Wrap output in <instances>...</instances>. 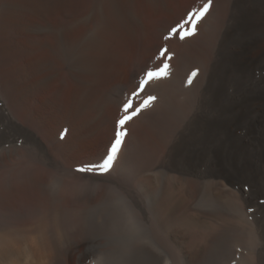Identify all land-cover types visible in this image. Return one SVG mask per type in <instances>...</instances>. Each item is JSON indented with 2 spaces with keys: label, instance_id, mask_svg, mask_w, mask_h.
I'll return each mask as SVG.
<instances>
[{
  "label": "bare ground",
  "instance_id": "1",
  "mask_svg": "<svg viewBox=\"0 0 264 264\" xmlns=\"http://www.w3.org/2000/svg\"><path fill=\"white\" fill-rule=\"evenodd\" d=\"M109 1L110 11L102 0H0V264H257L264 4L238 20L239 0L214 1L201 25L212 54L199 93L188 96L181 80L185 45L177 68L145 86L159 140L139 150L138 140L149 141L140 115L108 174L73 175L104 155L122 93L147 61L169 65L167 23L207 0ZM199 201L216 210L197 211Z\"/></svg>",
  "mask_w": 264,
  "mask_h": 264
},
{
  "label": "rangeland",
  "instance_id": "2",
  "mask_svg": "<svg viewBox=\"0 0 264 264\" xmlns=\"http://www.w3.org/2000/svg\"><path fill=\"white\" fill-rule=\"evenodd\" d=\"M103 1V7H104V9L105 10H107V11H110L111 10V8H113V3L111 2V1H109V0H102ZM214 1H218V0H212V5H211V7L213 6V3H214ZM207 2V1H206ZM263 4H264V0H239V3H238V6L237 7H235V15H236V19H238V20H241V19H244V18H247V16H246V14H247V12L250 10V11H253V12H255V13H257L258 11H260L261 10V8H262V6H263ZM186 6H187V4H186ZM210 7V8H211ZM223 5L221 6V7H219V14L221 15L222 13H223ZM195 9V8H194ZM193 10V7L191 8V9H189V11L188 12H190V11H192ZM187 12V13H188ZM263 12H264V8H263ZM206 15V14H205ZM204 15V16H205ZM187 16V15H186ZM204 16H203V18H204ZM185 17V15L182 17L181 15H179V18H180V20L178 19V21L179 22H176V24H175V22H174V24L175 25H173V24H171V22L169 21V19H166L167 17H162V19H160L161 21H163L164 23H167L168 21V23L167 24H170V30L172 29V28H174V27H176L177 29H178V34H171V35H169L170 36V40H169V42H171V43H173V44H171V45H173L172 46V50H171V52H169V55H168V57L170 56L171 58L169 59L170 60V63H169V65H168V68L167 69H164V71L166 72V75H164L165 77H163L164 79H166V76H168V75H170L169 73H171L173 70H175V68H177L176 67V65H177V61H179V60H177V59H179V57H180V55L183 53V51L185 50V49H187L188 47L186 46L185 47V45H188V46H190L189 47V49H188V52H189V55L188 56H190L191 57V60H190V63H189V67H188V70H187V72L186 73H184L183 75H182V77H181V80H183L184 81V83H183V85H185V93L188 95V96H191V98L193 97H195L198 93H199V83L198 82H196V78H197V76H200L202 73L201 72H203V70L204 69H206L207 68V63H208V60H209V58H210V56H211V47L210 46H208V47H206V45H205V43H204V38H203V40H202V37H201V25H202V22H203V18L202 19H200L197 23H196V27H195V32L192 34V35H189V36H185V38L184 39H180V35H183V32L182 31H180L179 30V26L182 24V23H184V21H185V19H186V17H185V19H183ZM221 17V16H220ZM167 20V21H166ZM216 27L217 26H215V28H214V33H215V30H216ZM191 29L190 28H188V27H186L185 29H184V31H190ZM254 32V34L255 35H258V34H261L262 32H263V29H259V25H258V27H257V29H255V30H253ZM199 34V35H198ZM123 38H124V36H123ZM186 40V41H185ZM195 42V45L194 46H192V43L193 42ZM168 42V41H167ZM80 41H78L77 42V45L79 46L80 45ZM183 44V45H182ZM191 44V45H190ZM195 46H197L198 47V50H197V56H198V61H195L194 62V59H193V57H192V52H193V49H194V47ZM182 49V50H181ZM178 55V56H177ZM136 60V59H135ZM151 60H154L153 58H151V59H149L147 62H148V66L149 67H151L150 69H152V70H158V69H162L163 68V66L165 65L164 63H165V59H164V61L163 60H161V59H159V61H161V62H158L157 61V63H155L154 61H151ZM175 60H177V61H175ZM174 61V62H173ZM136 63H138V62H136ZM136 63L134 62V64H135V66L133 67L134 68V70L136 71V73H140L141 71H140V69H141V66H139V65H137L136 66ZM153 63H155V64H152ZM174 63V64H173ZM176 63V64H175ZM133 64V65H134ZM150 64V65H149ZM62 66H63V68H64V62H62V64H61ZM175 65V66H174ZM173 66V67H172ZM148 67V68H149ZM154 67H156L155 69H153ZM172 68V69H171ZM192 72L193 73H195V74H197V75H193L192 74ZM199 74V75H198ZM138 77L140 78V79H142L143 78V71L140 73V74H138ZM131 78V77H130ZM129 78V79H130ZM163 78H160L161 80H164ZM159 79V80H160ZM157 80V79H156ZM152 81H154V80H152ZM151 81V82H152ZM189 81H191L190 83H189ZM151 82H149L147 85H149ZM145 90H146V93H147V96H146V93H145ZM133 91V90H132ZM132 91H129V90H127V89H125L124 91H123V93H122V97L124 98L126 95L127 96H129V94L132 92ZM148 92H149V94H148ZM141 94V95H140ZM140 94H139V96H137V97H134V99L136 100V102L134 103V105L135 106H139V104L141 105V104H143L144 102H143V100H146V98L148 99V97H150V96H152V93L149 91V88H147V87H145L144 88V91L143 92H140ZM151 94V95H150ZM140 98V99H139ZM140 100V101H139ZM137 104V105H136ZM153 105H149V107L147 108H143L140 112H139V114L138 115H136V116H134L133 118H132V120H130V121H128L127 123H126V125H125V127L127 128V136L130 134V133H132L134 130H135V128L136 127H134V124H136L137 123V120H138V122H139V120H140V118H142V117H146V118H144L146 121H148L147 123L146 122H144L143 124H142V127H144V128H147L148 129V131H147V133H148V136H149V141H146V142H142L141 141V139L140 140H138V143H137V146H139V150L140 151H145V150H149V149H151L152 148V146L155 144V142H157L158 140H159V138L161 137V132H162V130H161V128L158 126H156V127H149L148 126V123H150V124H154L153 122H156V120L154 119V121H152L151 119H148V118H152L151 116H150V114H148L150 111L149 110H151ZM194 108H195V106L193 105H189L188 107H186L185 109H183V114L185 113V112H187V111H193L194 110ZM153 110H154V107H153ZM110 111V110H109ZM120 112V113H119ZM119 115V116H118ZM123 115V111H122V108L117 112V113H114V116L112 117V122L113 123H115V121L116 120H118L119 118H120V116H122ZM142 117H141V116ZM118 116V117H117ZM137 119V120H136ZM134 120V121H133ZM132 124H131V123ZM158 124H160L159 122H158ZM176 127H174V129H175ZM126 136V137H127ZM169 173H171V172H169ZM231 206H233L234 208H235V210L237 209L238 211H240L239 210V206L234 202V203H232V204H230ZM195 208H196V210L197 211H199V212H205V213H207V212H209V211H215L216 210V207L213 205V204H210V203H206V202H203V201H199L197 204H195ZM236 210V211H237ZM237 211V212H238ZM239 214H240V216L242 217V216H244V214H245V212L243 211V213H241V212H238ZM259 243H261V242H259ZM263 243H264V241H263ZM233 264H242L241 262H240V260H235V262L233 263ZM257 264H264V258L261 260V261H258L257 262Z\"/></svg>",
  "mask_w": 264,
  "mask_h": 264
},
{
  "label": "snow or ice",
  "instance_id": "3",
  "mask_svg": "<svg viewBox=\"0 0 264 264\" xmlns=\"http://www.w3.org/2000/svg\"><path fill=\"white\" fill-rule=\"evenodd\" d=\"M211 5L212 0H207V2L203 4V7L199 9H193L192 11L187 13L184 23L179 26V30L183 32V35H180V39H184L185 36L192 35L195 32L196 23L200 19H202L203 16L209 11ZM186 27L190 28L191 30L184 31ZM171 34H178V29L176 27L172 28ZM166 53L167 49L161 50V56H164ZM168 58L170 59L171 57L169 56ZM167 67L168 65L165 64L162 69L152 70L150 68H145L143 70V78H138L135 89L122 103L121 107L123 115L115 121L112 139L109 146L106 148V151L102 158L99 161H90L86 164H79L70 168L68 171L71 174L103 177L111 171L114 162L116 161L124 144L125 137L128 134L127 128L125 127L126 123L132 120L134 116L138 115L143 108H146L151 101H154L156 99L155 97L150 96L143 104L135 106L133 98L139 96L140 92L144 91L145 86L149 82H151L152 80L160 79L164 75H166L164 69H166ZM193 75H195V73H193ZM190 82L191 81H189V83ZM61 139H63L62 136Z\"/></svg>",
  "mask_w": 264,
  "mask_h": 264
}]
</instances>
